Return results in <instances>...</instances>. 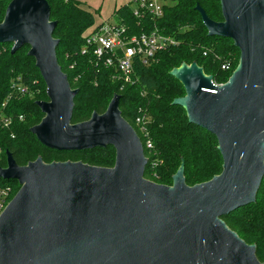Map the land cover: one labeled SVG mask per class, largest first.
<instances>
[{"label": "water", "instance_id": "95a60500", "mask_svg": "<svg viewBox=\"0 0 264 264\" xmlns=\"http://www.w3.org/2000/svg\"><path fill=\"white\" fill-rule=\"evenodd\" d=\"M223 21L199 4L211 36L231 38L238 66L216 86L196 62L170 74L184 87L175 98L189 121L214 134L223 171L190 186L185 161L172 185L145 177L143 142L123 117L116 93L103 113L73 122L75 97L57 56L48 0H11L0 44L24 45L47 85L44 113L31 132L46 147L84 151L112 145V167L81 160L19 165L7 150L0 177L20 188L0 216V264H264L223 216L256 201L264 178V0H221ZM210 89H215L216 93Z\"/></svg>", "mask_w": 264, "mask_h": 264}, {"label": "trees", "instance_id": "16d2710c", "mask_svg": "<svg viewBox=\"0 0 264 264\" xmlns=\"http://www.w3.org/2000/svg\"><path fill=\"white\" fill-rule=\"evenodd\" d=\"M7 1L11 2L0 0V22L4 18ZM168 1H165L164 16L158 19L147 11H144L143 17H137L133 3L118 7L114 13L115 22L125 25L130 35L150 32L158 27L163 34L178 41L158 52L156 61L149 66L137 61L134 83L131 84L119 79L117 69L95 66L92 53H82L86 43L84 33L95 24L94 15L83 9L77 0H48L51 19L58 21L54 30V37L60 40L57 46L58 61L68 74L72 88L79 89L75 97L73 122L89 119L94 111L105 112L114 94H120L122 115L139 136L141 132L136 126V119L144 114L147 116L146 130L154 144L151 152L156 154H149L144 144L146 157H149L145 177L160 184L172 185L173 175L184 160L186 182L193 186L220 174L224 161L217 137L191 123L186 110L181 105L173 104L175 98L184 96L186 92L170 71L183 63L196 62L216 82L225 83L232 69L223 70L222 64L229 62L235 69L240 50L231 38L209 35L196 9L199 4L213 20L223 21L221 0ZM29 49L28 45H24L14 53L10 47L0 52V113L3 102L12 92L14 79L20 76L30 87L29 92L16 94L9 104V107L23 113L25 120H17L10 128L0 129V145L4 150L0 167L7 166V150L12 152L19 165H26L39 156L48 163L78 161L74 153L110 148L113 153L108 152L107 157L91 154L82 161L97 166H114L116 150L112 145L84 151H58L43 145L31 132V127L44 117L36 102L48 100V95L47 85L36 66L35 58L28 54ZM12 133L15 137L11 136ZM3 184L13 185L15 191L20 188L17 180L0 177V185ZM223 219L247 243L256 244V254L264 262V178L256 201L234 210L223 216Z\"/></svg>", "mask_w": 264, "mask_h": 264}, {"label": "built area", "instance_id": "2783aa9c", "mask_svg": "<svg viewBox=\"0 0 264 264\" xmlns=\"http://www.w3.org/2000/svg\"><path fill=\"white\" fill-rule=\"evenodd\" d=\"M164 5L165 0H134V14L141 18L144 15V11H147L155 19H158L164 16ZM85 42L82 53H92L95 58V66L115 68L120 73L119 79L131 84L134 83L133 74L137 61L145 66H149L156 61L158 52L178 43L174 37L163 34L158 27L150 32L130 35L125 25L109 21L103 22L92 33L86 35ZM6 49L5 45L0 46V52ZM206 54L207 52H205ZM230 68L231 63L225 62L222 64L223 70H230ZM212 82L216 86L224 84V82H216L214 78ZM29 88L22 81V77L19 76L13 80L11 85L12 92L2 104L0 129L10 128L17 120H25V115L9 107V104L16 97V94H25L29 92ZM210 90L216 93L215 89ZM146 117V114L138 117L136 119V126L141 132L140 138L143 145L145 144L149 150V154L155 155V152H151L154 144L146 130ZM11 136L15 137V134L12 133ZM3 153L4 150L0 145V159ZM16 193L17 191H15L13 185H0V216Z\"/></svg>", "mask_w": 264, "mask_h": 264}, {"label": "rangeland", "instance_id": "374dc122", "mask_svg": "<svg viewBox=\"0 0 264 264\" xmlns=\"http://www.w3.org/2000/svg\"><path fill=\"white\" fill-rule=\"evenodd\" d=\"M77 1H80L81 7L87 11H90L94 15V19H95V24L86 30V32L84 33V36L92 33L97 28V26L99 24H101L107 20H110L113 17L112 14L115 11L114 7L116 5L122 4L120 6H123L125 4L133 3V0H125L126 2H123L124 0H77ZM165 1H166V3L169 2L168 0H165ZM8 3H10V2L7 1L6 5L4 6V8H5L4 13L6 11V7H7ZM111 8H112V10H111ZM3 17H4V14H3ZM111 20H112V22H115V20H113V19H111ZM5 46L10 47L12 49L13 44L7 43ZM237 66H238V64H237ZM235 69H233L232 66L230 68L232 73ZM108 152L113 153V149H111V148L107 149V150L106 149L105 150L99 149V150H96L94 152H92V151L91 152H87V151L77 152V153H74L73 155L82 161L83 158L90 157L91 154H99V155H101L100 157H107L109 155ZM115 156H116V154H115Z\"/></svg>", "mask_w": 264, "mask_h": 264}, {"label": "crops", "instance_id": "0c3cea01", "mask_svg": "<svg viewBox=\"0 0 264 264\" xmlns=\"http://www.w3.org/2000/svg\"><path fill=\"white\" fill-rule=\"evenodd\" d=\"M123 2H126L125 0L123 1ZM124 4V3H123ZM132 4V3H131ZM120 5H122V4H119V5H116L114 8H115V11H116V9L118 8V7H120ZM133 5H134V0H133ZM111 10H112V8H111ZM115 11H114V13H115ZM114 13L112 14V18L111 19H113V20H115L116 18L114 17ZM107 20V21H109V22H112V20ZM106 22V21H105Z\"/></svg>", "mask_w": 264, "mask_h": 264}]
</instances>
